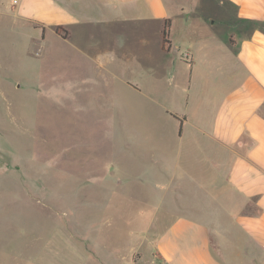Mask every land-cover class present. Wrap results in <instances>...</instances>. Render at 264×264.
I'll use <instances>...</instances> for the list:
<instances>
[{
	"label": "rangeland",
	"instance_id": "1",
	"mask_svg": "<svg viewBox=\"0 0 264 264\" xmlns=\"http://www.w3.org/2000/svg\"><path fill=\"white\" fill-rule=\"evenodd\" d=\"M17 1L0 0V247L16 243V263L20 252L57 257L78 242L151 264L174 203L155 151L178 131L165 109L170 62L118 12L64 39L16 17ZM122 32L132 39L106 55L107 34Z\"/></svg>",
	"mask_w": 264,
	"mask_h": 264
},
{
	"label": "crops",
	"instance_id": "2",
	"mask_svg": "<svg viewBox=\"0 0 264 264\" xmlns=\"http://www.w3.org/2000/svg\"><path fill=\"white\" fill-rule=\"evenodd\" d=\"M112 12L138 29L143 47L155 40L172 69L165 109L178 131L155 151L174 203L151 264H264V0H18L15 7L16 17L63 27L68 37L71 27L112 25ZM131 37L107 34L106 55L116 56ZM163 203L158 198L156 216ZM66 246L71 254L20 252L16 263V243L5 239L0 264H126L87 244Z\"/></svg>",
	"mask_w": 264,
	"mask_h": 264
},
{
	"label": "trees",
	"instance_id": "3",
	"mask_svg": "<svg viewBox=\"0 0 264 264\" xmlns=\"http://www.w3.org/2000/svg\"><path fill=\"white\" fill-rule=\"evenodd\" d=\"M170 26H171V21L170 20H166L165 24H164V29H163V48L166 49L168 48L169 44H170ZM61 32H63V35H61ZM56 33L60 36H62L64 39H67L68 37V32L63 29V27L58 26L56 28ZM42 36L44 38L45 36V30L44 28L42 29Z\"/></svg>",
	"mask_w": 264,
	"mask_h": 264
}]
</instances>
